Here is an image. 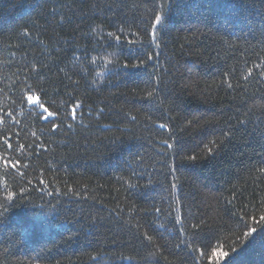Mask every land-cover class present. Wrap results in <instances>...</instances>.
Listing matches in <instances>:
<instances>
[{
	"label": "trees",
	"instance_id": "16d2710c",
	"mask_svg": "<svg viewBox=\"0 0 264 264\" xmlns=\"http://www.w3.org/2000/svg\"><path fill=\"white\" fill-rule=\"evenodd\" d=\"M0 116V264H264V0H0Z\"/></svg>",
	"mask_w": 264,
	"mask_h": 264
},
{
	"label": "snow or ice",
	"instance_id": "6c2138e0",
	"mask_svg": "<svg viewBox=\"0 0 264 264\" xmlns=\"http://www.w3.org/2000/svg\"><path fill=\"white\" fill-rule=\"evenodd\" d=\"M163 25V17L160 14H156L155 15V23L151 24V28H152V37L153 40L157 39L156 36V30L158 29L159 26ZM145 31L147 32L148 29L145 28ZM109 35H111L109 33ZM117 40L120 39L119 36L115 37ZM129 43H133L132 41H129ZM148 60H152L151 56L147 57ZM257 67H259V65H257ZM32 71H39L38 69H32ZM252 75V69L249 68L248 69V77H250ZM248 77H245V79H247ZM27 88V91L25 93V98H26V102L30 105H32L34 108H39L41 110V114H40V118L44 119L45 121H49L51 119L57 118V113L56 112H51L48 110V108L45 107V105L40 101V97L38 95H35L32 93V89L31 86L26 85L25 86ZM229 87H231V85H229ZM83 105L80 103L75 104L72 108H71V113L72 115L69 117L72 120H75L76 118V111L78 108L82 107ZM43 113H47V115H43ZM6 115L9 118L14 119L13 115H12V111L10 110L9 112L6 113ZM3 117L0 116V120H2ZM17 124H19V121H16ZM68 127L70 128L71 125H68ZM161 127H165V125H161ZM53 130H56L58 128L57 124H53L52 125ZM12 136H19V133H12L11 135H5L2 138H0V145L3 146L4 149L9 150V151H15V150H23L25 148L24 144H18V149H13V143L11 142L12 140ZM168 147H172V145H168ZM209 151H211V149H209ZM0 163H2L4 165V167L9 168L11 170H17L18 166L20 165V160H12L11 156L8 155H4V156H0ZM41 184L44 183L43 180L40 181ZM21 191H24V189H21ZM16 195L15 192H8L7 193V199L11 200L14 196ZM51 195V194H50ZM6 211V209H5ZM157 211H159V209H157ZM261 221H264V216L260 217ZM194 228H199L200 225H193ZM256 231L255 228H249L248 231H246L244 233V236L247 237H251L252 233H254ZM148 241L152 240L151 236H147L146 237ZM233 251H235V249H233ZM229 255L228 252L226 251H220L218 249H213L212 250V256L214 258H224L227 257Z\"/></svg>",
	"mask_w": 264,
	"mask_h": 264
},
{
	"label": "rangeland",
	"instance_id": "374dc122",
	"mask_svg": "<svg viewBox=\"0 0 264 264\" xmlns=\"http://www.w3.org/2000/svg\"><path fill=\"white\" fill-rule=\"evenodd\" d=\"M45 115H47V113Z\"/></svg>",
	"mask_w": 264,
	"mask_h": 264
}]
</instances>
